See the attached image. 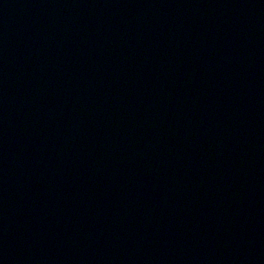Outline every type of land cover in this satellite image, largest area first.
I'll list each match as a JSON object with an SVG mask.
<instances>
[{"label":"water","instance_id":"water-1","mask_svg":"<svg viewBox=\"0 0 264 264\" xmlns=\"http://www.w3.org/2000/svg\"><path fill=\"white\" fill-rule=\"evenodd\" d=\"M0 264H264V0H0Z\"/></svg>","mask_w":264,"mask_h":264}]
</instances>
